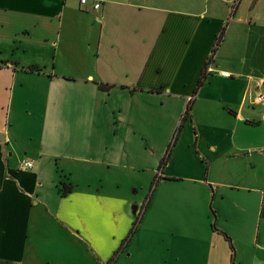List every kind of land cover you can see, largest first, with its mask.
<instances>
[{
	"label": "crops",
	"instance_id": "crops-1",
	"mask_svg": "<svg viewBox=\"0 0 264 264\" xmlns=\"http://www.w3.org/2000/svg\"><path fill=\"white\" fill-rule=\"evenodd\" d=\"M97 1L0 0L56 30L0 46V264H264L258 0Z\"/></svg>",
	"mask_w": 264,
	"mask_h": 264
},
{
	"label": "rangeland",
	"instance_id": "rangeland-1",
	"mask_svg": "<svg viewBox=\"0 0 264 264\" xmlns=\"http://www.w3.org/2000/svg\"><path fill=\"white\" fill-rule=\"evenodd\" d=\"M239 0H224L223 2L219 3V6L225 10V17L227 18L225 20V25H228L231 23L234 11L236 10V6L238 4ZM8 5L5 2H0V4ZM251 0H243V3L237 8V14L235 15V18L238 17V15H242L243 17H246V13L251 9ZM254 11L258 14H260V19H264V0H258L257 4L254 8ZM29 21L28 27H31L35 22L38 21V29L31 33V38L26 39L27 41H30L39 45L38 53L35 51L36 47L34 46V49H26L25 55H22L23 58H31V55H36L37 57H42L43 59H46L47 63L51 62L53 60V43H55V20L52 17H45V19L40 18H34L29 19V17L26 16H20L16 13H10V12H4L0 10V46L5 45L7 48V51H14L13 53H19L20 49L17 46V42L23 40L22 34H21V26L23 23L26 25ZM224 25V30H226L227 27ZM43 27L42 29H40ZM218 34V33H217ZM263 41L264 38L260 37ZM14 40V41H12ZM40 42V43H36ZM228 42V40H227ZM18 50V51H16ZM226 47L222 51L226 54ZM264 44L262 41H260V70L259 74H256L257 79L264 80ZM32 53V54H30ZM262 54V55H261ZM224 55V54H223ZM25 59V58H24ZM42 66V64H40ZM263 89V88H262ZM264 91V90H261ZM260 110H264V102L260 103ZM260 123V128L258 131V135H260V181L264 180V120ZM253 136H257L256 134H253ZM26 161V160H24ZM149 189V186H147L146 182L143 180L140 184H134V185H127L125 187V192L130 194L136 201H142L147 194ZM137 205V204H132ZM264 214V209L262 211ZM263 219V218H262ZM121 249V248H120ZM119 249V250H120ZM118 250V248H117Z\"/></svg>",
	"mask_w": 264,
	"mask_h": 264
},
{
	"label": "trees",
	"instance_id": "trees-1",
	"mask_svg": "<svg viewBox=\"0 0 264 264\" xmlns=\"http://www.w3.org/2000/svg\"><path fill=\"white\" fill-rule=\"evenodd\" d=\"M223 30H224V29H223ZM223 30H221V31L219 32V34L217 35V38H216V45H218L219 42L221 41V37H222V34H223ZM214 51H215V48L212 50V52H214ZM203 76H204V74L201 73V75H200V77H199V79H198V81H197V83H196V86H195V88H194V93L196 92V90H197V89L200 87V85L202 84ZM100 87H105V88H106V86H103V85H101ZM189 109H190V105H189V103H188V104H187V107H186V110H185V113H187V112L189 111ZM168 153H169V150H168V152H166V155L162 158L160 164H164V163H165V161H166V159H167V155H168ZM69 190H70V185H69V184H66V183H62V193L65 194V193H67ZM133 227H134V226L131 227L130 232H129L128 236H127V239L130 237V235H131V233H132V231H133V229H134ZM212 228H213V229H216V228L214 227L213 224H212ZM229 247H230V250H232V246L230 245ZM114 259H115V255L111 256V258L108 260L107 264H111V263L113 262Z\"/></svg>",
	"mask_w": 264,
	"mask_h": 264
},
{
	"label": "built area",
	"instance_id": "built-area-1",
	"mask_svg": "<svg viewBox=\"0 0 264 264\" xmlns=\"http://www.w3.org/2000/svg\"><path fill=\"white\" fill-rule=\"evenodd\" d=\"M89 0H79V4L80 5H85ZM92 2V7L96 10L98 9V7L100 6V2L97 0H90ZM214 55L215 53L212 52L210 58L208 59L207 62V66H206V70H210V64L212 63V61L214 60ZM220 75L223 77H228L230 76V74L226 71H221ZM264 100V91H261L257 94L256 96V101L261 102ZM32 167V162L31 161H21L19 164V168L20 169H30Z\"/></svg>",
	"mask_w": 264,
	"mask_h": 264
}]
</instances>
